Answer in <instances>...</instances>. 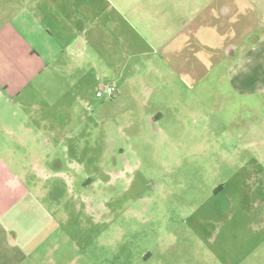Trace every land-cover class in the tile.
<instances>
[{
    "label": "rangeland",
    "instance_id": "obj_1",
    "mask_svg": "<svg viewBox=\"0 0 264 264\" xmlns=\"http://www.w3.org/2000/svg\"><path fill=\"white\" fill-rule=\"evenodd\" d=\"M205 2L0 0V151L33 196L23 264H264V140L240 104L260 100L161 59Z\"/></svg>",
    "mask_w": 264,
    "mask_h": 264
},
{
    "label": "crops",
    "instance_id": "obj_2",
    "mask_svg": "<svg viewBox=\"0 0 264 264\" xmlns=\"http://www.w3.org/2000/svg\"><path fill=\"white\" fill-rule=\"evenodd\" d=\"M161 51L164 64L179 77L186 75L195 83L209 75L227 78L231 91L256 97V107H264V0H206L161 44ZM214 86V91L224 89ZM240 104L255 117L249 130L264 140V110L249 107L246 100ZM29 189L24 173L12 169L0 151V264H23L30 257L21 248L27 246L20 244L15 225L29 213Z\"/></svg>",
    "mask_w": 264,
    "mask_h": 264
},
{
    "label": "built area",
    "instance_id": "obj_3",
    "mask_svg": "<svg viewBox=\"0 0 264 264\" xmlns=\"http://www.w3.org/2000/svg\"><path fill=\"white\" fill-rule=\"evenodd\" d=\"M103 90H105L106 93H110L111 94V93L114 92L115 89L112 86H107L106 88L100 86V89L98 90L97 95L98 96L101 95Z\"/></svg>",
    "mask_w": 264,
    "mask_h": 264
}]
</instances>
